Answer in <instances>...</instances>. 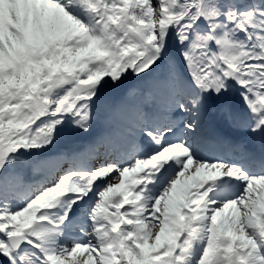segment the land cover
<instances>
[{
  "label": "snow or ice",
  "instance_id": "1",
  "mask_svg": "<svg viewBox=\"0 0 264 264\" xmlns=\"http://www.w3.org/2000/svg\"><path fill=\"white\" fill-rule=\"evenodd\" d=\"M0 264H264V0H0Z\"/></svg>",
  "mask_w": 264,
  "mask_h": 264
}]
</instances>
